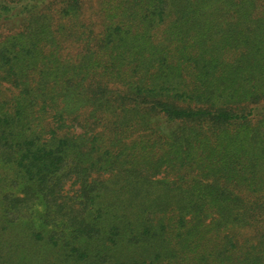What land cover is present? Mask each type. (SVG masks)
<instances>
[{"label": "trees", "instance_id": "trees-1", "mask_svg": "<svg viewBox=\"0 0 264 264\" xmlns=\"http://www.w3.org/2000/svg\"><path fill=\"white\" fill-rule=\"evenodd\" d=\"M0 264H264V0H0Z\"/></svg>", "mask_w": 264, "mask_h": 264}, {"label": "rangeland", "instance_id": "rangeland-1", "mask_svg": "<svg viewBox=\"0 0 264 264\" xmlns=\"http://www.w3.org/2000/svg\"><path fill=\"white\" fill-rule=\"evenodd\" d=\"M22 191H23V188H16V189L7 190V192L12 194V197H15V198H17V197L22 198L24 196ZM33 210H34V212L29 211V213H32L34 216L39 218V214L42 215L44 213V206L40 202H37L35 207L33 208ZM25 214H27V211H26ZM25 220H26V218L24 217L23 221H25ZM37 222H38V224H40L39 227H42V220H40V218H39V221L37 220ZM42 228H43L42 230H44L45 232H49V231H51L53 229H56V231L58 232V225H57L56 228H54L53 226H49V227L44 226ZM66 234L67 235L69 234V230L68 229H66Z\"/></svg>", "mask_w": 264, "mask_h": 264}]
</instances>
